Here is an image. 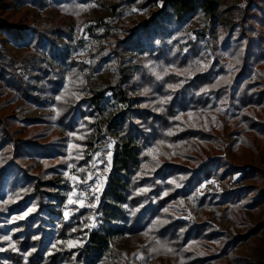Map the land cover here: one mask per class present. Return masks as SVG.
Here are the masks:
<instances>
[{"label":"trees","instance_id":"16d2710c","mask_svg":"<svg viewBox=\"0 0 264 264\" xmlns=\"http://www.w3.org/2000/svg\"><path fill=\"white\" fill-rule=\"evenodd\" d=\"M0 7L24 9L22 22L0 25L24 47L17 58L0 49V107L20 96L63 109L56 119L52 109L51 116L44 112L15 123L0 114V238L10 236L18 249L0 239V264H24L22 254L28 252L29 264H261L243 244L262 255L256 234L264 230V170L257 165L264 161V0H0ZM194 17L209 23L192 26ZM70 19L87 23L90 49L80 59L70 54L68 42H88L75 37ZM197 61L208 68L194 71ZM105 62L114 65L116 80L90 89V74ZM222 76L231 83L213 89ZM170 84L181 86L172 90ZM202 88L209 91L197 95ZM66 90L70 102H58L55 97ZM107 93L114 108L102 126L114 144L98 207L78 208L61 221L64 172L68 163L86 165ZM168 96L166 104L158 103ZM180 114L183 123L174 119ZM169 130L174 134L165 135ZM158 141L164 143L153 161L145 153ZM70 142L82 147L69 149ZM225 151L235 162L223 159ZM69 152L82 158L69 159ZM233 174L237 183L230 187ZM211 177L218 178L216 190L197 196L195 188ZM173 179L181 186L168 183ZM145 187L150 191L137 194ZM184 198L200 208L199 217L180 218L178 201ZM33 205L35 212L11 222ZM94 212L96 226L89 229L87 217ZM156 218L168 223L144 235ZM126 237L136 239L131 250L118 244ZM68 239L82 243L51 249ZM146 245L157 251L150 254ZM136 253L146 260H134Z\"/></svg>","mask_w":264,"mask_h":264},{"label":"rangeland","instance_id":"374dc122","mask_svg":"<svg viewBox=\"0 0 264 264\" xmlns=\"http://www.w3.org/2000/svg\"><path fill=\"white\" fill-rule=\"evenodd\" d=\"M240 1V0H237ZM131 11H137V9L132 6L129 8ZM22 11L24 9H13L7 11L6 9L0 7V25L3 23H15L18 24L22 22V20H18L20 15L22 14ZM27 14H31L33 10H28L26 11ZM46 15V19H50V15L52 14L51 10H46L44 12ZM99 13V12H98ZM221 19L225 18L223 14H220L219 16ZM69 22L72 23L74 27V33L75 37L77 39H83V41L88 42V44H78L75 43L74 40L69 41V48H70V54L72 56H75L77 59H80L83 55H86V53L90 49V39L85 35L84 33V27L87 23H83L81 25H77L76 22L73 19H70ZM205 22L209 23L208 20H205L203 17H194L191 19L189 22L190 25L192 26H200L203 25ZM190 33V31H188ZM0 49L7 53L8 56L12 58H17L22 55V50L24 49L23 46L21 45H16L14 44L10 38H8L6 35L2 33L0 30ZM213 57V54H211V58ZM138 58V57H137ZM86 62H88V59H84ZM57 62V61H56ZM131 62V61H130ZM130 62L128 64H130ZM116 80V70L114 65L111 62H105L97 71H94L90 74L89 79H88V85L90 89H99L103 86L112 84ZM113 102H112V96L110 93L106 94L105 99L101 103V115H98L97 118L95 119L94 122V129H93V136L91 139V145L86 153L87 156V162L86 165L84 166H90L91 161L95 159L94 154L95 153H100L104 158H105V163H107V151H111L112 149H109L107 147L108 142L112 141L114 142V139L112 135L102 126V119L105 118L112 110H113ZM52 106L49 107H40L38 105L31 104L29 101L25 100L24 98L18 96L16 98L15 103L12 104H5L2 107H0V114L3 116V118L8 119L10 122L15 123V121L19 118H24V117H32V116H39L44 112H50L48 113L49 116H51L52 112ZM223 159L227 160L229 159L232 162H235L233 159L232 155L228 152L225 151L221 154ZM213 156L210 155L207 159L212 158ZM206 159V160H207ZM257 165L264 170V161L260 160ZM98 168L100 171L97 173L98 175H101V178L103 181H105V173L103 171L104 164L98 165ZM88 171H95L94 169H91L90 167L88 168ZM70 174H76L79 177L84 178L87 175V172L84 173H77L76 169L75 170H70ZM64 176V175H63ZM65 177V176H64ZM214 180L215 183H208V181ZM237 175L233 174L230 176V178L227 180V183L229 184L230 187L234 186L237 182ZM218 183V178L217 177H211L210 179L206 180L205 182H202L198 187L195 188V191L197 193L198 189H201V185H204L203 189H201L202 192L204 191H211V190H216ZM64 185L67 186V192H65V199L63 198V203L61 205V208L65 211L68 210L70 212V217L74 213L76 209L79 208L78 205L73 204V205H67V198L68 194L73 190V181L68 180L66 177L64 179ZM104 185V183H103ZM78 189H83L86 186L84 184H78ZM99 194V193H98ZM62 195V194H61ZM183 202L181 205L180 202ZM88 201H86L87 203ZM178 210L181 212L180 213V218L187 219L190 217H199V211L200 208L196 205H194L190 200L184 198L180 199L178 201ZM77 206V207H76ZM81 209L88 210L90 209L89 207H83ZM63 211V213H64ZM69 217V218H70ZM61 221H65L64 216H61ZM257 237L261 238V247H262V255H256L255 252H253V249L250 247L248 243L243 244L244 250L252 255L256 260H258L261 264H264V230L258 231L256 234ZM136 239L135 238H123L121 239L118 244L127 248L128 250H131L133 247L136 245ZM108 246L111 248L112 247V242L110 241L108 243Z\"/></svg>","mask_w":264,"mask_h":264},{"label":"snow or ice","instance_id":"6c2138e0","mask_svg":"<svg viewBox=\"0 0 264 264\" xmlns=\"http://www.w3.org/2000/svg\"><path fill=\"white\" fill-rule=\"evenodd\" d=\"M236 64H239L240 61L237 59L235 61ZM208 64L207 63H202L200 61H197L195 66H194V71L196 72H203L205 71L207 68H208ZM228 68L230 71L234 70V66L233 64H229L228 65ZM193 70V68H189V69H184V72L185 73H191V71ZM167 71V70H166ZM157 78H162L160 77L159 73H157ZM190 78V76H189ZM74 79H78L79 80V83H83V80H80L78 77H75ZM183 83V81L181 82ZM223 83V84H230L231 83V80L229 79V77H226V76H222L220 77L214 84H212V88H217L220 86V84ZM181 84H176V85H168V87L172 90H175L176 88L180 87ZM147 91V89L145 90ZM209 91V89L207 88H202L200 90V92L197 93V95H200L201 93H205ZM71 97H75L77 100L80 98V93L76 90H73L71 92ZM55 99L58 101V102H63V103H69L70 102V99L68 98V93H67V90L65 92H62L60 95H57L55 97ZM172 97L171 96H168V97H164V98H161L159 99L158 103L161 104V105H164L166 104L169 100H171ZM209 108H211V105H209ZM158 111H163L162 108L160 109H157ZM217 111H224L223 109H216ZM53 111L56 113L55 116H53L52 118L53 119H56L57 116L60 115L61 111H63V109H60V108H57V107H54L53 108ZM182 115L183 114H180V115H177L174 117V119L176 121H182ZM188 117L190 120L193 119V113L192 112H188L187 113ZM213 122H215V117H213ZM194 126V125H193ZM205 126H206V123H205ZM81 128L84 127L83 124L80 125ZM175 130H179V126H177V129ZM175 130H169L168 132L165 133V135L167 136H171L174 134V131ZM69 137H72L74 135V133H69L68 134ZM76 135V138L77 139H82L83 136L82 135H79V134H75ZM164 141H158L157 142V146L156 147H153V148H149L148 151L145 153L146 155L152 157V160L155 161L157 159V152H158V147L160 144H163ZM113 144L114 142L112 141H109L108 142V145L107 147L109 149H111L113 147ZM69 149H75L77 147H82V146H78V145H75L74 143H69L68 145ZM166 155V154H165ZM95 156V159H93L91 161V164L90 166H81V167H76L74 164L72 163H68L67 164V169L65 172H64V176L70 180V181H73V190L68 194V198H67V205H73V204H76L79 206V208H83V207H89L93 210H95L97 207H98V203H99V200H100V197L98 195V193H100L102 191V187H103V179L101 178V175H98L97 173L100 171V169L98 168V165L100 164H104V168H103V171L104 172H107L109 171L110 169V162H111V157H112V152L111 151H107V163H105V158L98 152V153H95L94 154ZM69 159H80L82 158V155L80 152H77L75 153V156H73V153L72 152H69ZM76 168V172L77 173H84V172H87V175L81 179V177H79L78 175L76 174H70V170L73 169V168ZM91 168V169H94L95 171H88V168ZM155 167H159V163L157 161ZM155 167H153L151 170L154 171L155 170ZM142 168L144 170H148L149 169V165L147 163L143 164L142 165ZM142 174H147V172H143V173H138V175H142ZM186 177H179L178 179L180 180H183L185 179ZM84 184L86 187L83 188V189H78V184ZM168 183L170 184H175L176 187H180L181 185H179L176 181V179H173V180H169ZM208 183H215L214 180H211V181H208ZM204 185H201V189H203ZM201 189H198L197 190V193L196 195H202L203 192L201 191ZM26 191V190H25ZM150 191L149 188H140L137 190V194H141V193H146ZM164 196H167L168 195V192L165 191L163 193ZM19 198V196L17 195V199ZM190 200H193L195 199V196L194 197H190L189 198ZM86 201H88L86 203ZM12 202V197H9V199L7 200H4L3 203L5 205H7L8 203ZM181 205L183 204V202L181 201L180 202ZM125 207H127L125 205ZM78 210V209H77ZM36 211V207L35 205L33 206H30V207H27L26 211H23L22 214L20 215H15L12 217V221L11 222H15V221H18V220H23L25 219L30 213H33ZM135 211H139V209H136ZM135 211H133V215L135 214ZM165 213H167L169 211V208H165L163 210ZM64 219L65 221H67L70 217V212L68 210H65L64 213ZM190 218V216H189ZM87 219L89 221H91V223L89 224H85V227L91 229L92 227H95L96 226V214L95 212L87 217ZM168 223L167 220H164V219H160V218H156L154 219L152 222H151V225L149 227V231L148 232H145L144 235H148L149 232H153V231H156L158 230L159 227L163 226L164 224ZM73 232L77 231V229L73 228L72 229ZM3 241H9V247L11 248V250L13 251H17L18 249L16 248V245L14 242H11V237L8 236V235H4L2 238ZM33 239H39V237H36L34 236ZM82 243V241L80 240H73V239H68L66 241H56L55 243H52L51 244V249H57V246L59 244H65L67 247L69 248H72V247H76V246H79L80 244ZM151 243V242H150ZM155 243H160L159 241H155ZM146 248L149 249V253L151 254L152 252H155L157 251V249L155 248H152L150 245H146L145 246ZM5 249L3 248H0V251H3ZM32 251H35V249H33ZM167 251L168 252H173V249H171L170 247L167 248ZM51 254V251H49V255ZM31 255V252H28L26 254H22L23 256V260H24V264H29V261H28V256ZM133 259H141V260H146L145 257L141 256L139 253H136L133 255Z\"/></svg>","mask_w":264,"mask_h":264},{"label":"built area","instance_id":"2783aa9c","mask_svg":"<svg viewBox=\"0 0 264 264\" xmlns=\"http://www.w3.org/2000/svg\"><path fill=\"white\" fill-rule=\"evenodd\" d=\"M66 188H67V186H66ZM65 192H67V190L65 189L64 191H62V197H64V199H65Z\"/></svg>","mask_w":264,"mask_h":264}]
</instances>
